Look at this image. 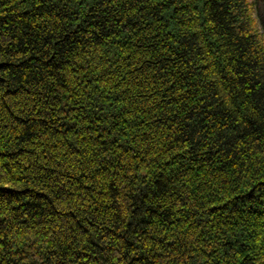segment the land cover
<instances>
[{"label":"trees","instance_id":"16d2710c","mask_svg":"<svg viewBox=\"0 0 264 264\" xmlns=\"http://www.w3.org/2000/svg\"><path fill=\"white\" fill-rule=\"evenodd\" d=\"M0 264H264V0H0Z\"/></svg>","mask_w":264,"mask_h":264}]
</instances>
